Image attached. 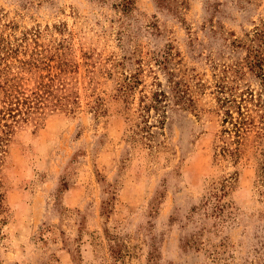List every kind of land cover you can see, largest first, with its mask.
<instances>
[{"label":"rangeland","instance_id":"1","mask_svg":"<svg viewBox=\"0 0 264 264\" xmlns=\"http://www.w3.org/2000/svg\"><path fill=\"white\" fill-rule=\"evenodd\" d=\"M0 264H264V0H0Z\"/></svg>","mask_w":264,"mask_h":264},{"label":"trees","instance_id":"2","mask_svg":"<svg viewBox=\"0 0 264 264\" xmlns=\"http://www.w3.org/2000/svg\"><path fill=\"white\" fill-rule=\"evenodd\" d=\"M124 91V90H123ZM225 103H228L229 104V107H232L234 106L233 104V100H229V99H225L224 101ZM235 106L239 109V105L238 104H235ZM229 108L226 109V114H227V117H231V112L228 110ZM232 121V120H231ZM233 124L234 127H236V122L232 121L231 122Z\"/></svg>","mask_w":264,"mask_h":264}]
</instances>
